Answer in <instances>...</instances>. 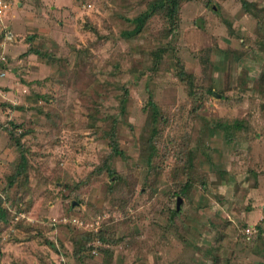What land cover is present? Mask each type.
<instances>
[{
    "label": "rangeland",
    "instance_id": "obj_1",
    "mask_svg": "<svg viewBox=\"0 0 264 264\" xmlns=\"http://www.w3.org/2000/svg\"><path fill=\"white\" fill-rule=\"evenodd\" d=\"M151 1L0 21V264H264V0H185L134 34Z\"/></svg>",
    "mask_w": 264,
    "mask_h": 264
},
{
    "label": "trees",
    "instance_id": "obj_2",
    "mask_svg": "<svg viewBox=\"0 0 264 264\" xmlns=\"http://www.w3.org/2000/svg\"><path fill=\"white\" fill-rule=\"evenodd\" d=\"M185 0H152L149 4H148V8L145 12H143L142 14H140L136 19L131 20L132 24H135V28H134V34L140 33L143 29L144 24L147 23V21L158 14H161L166 20H168L169 24L170 22L173 23L174 19H177L178 16V12H179V8L182 2H184ZM247 8L250 6L248 4H246L245 2L243 3V8L244 10H246L245 8ZM134 21V23H133ZM175 22V21H174ZM171 27H174L173 25H171ZM30 52V50L28 51V53ZM33 53V52H32ZM181 66V70L179 75L181 77H185L186 73L183 69V66L181 64H179ZM148 112H149V118H150V125H151V136L149 139V145L150 149H151V155L152 152L154 150V147L152 145V139L155 138V136L157 135V130L156 127L154 126V124L157 123V115H158V108L156 107V105L151 102V100L148 102ZM109 141L110 144L109 146H111V151H112V156L115 157L116 154H119V152H117V142L115 139V134L114 131H110L109 133ZM14 144L15 146L19 149V162L16 166L15 171L13 172V174H11L8 177V186L12 187L13 184H15L17 181V177H20L22 174L25 173L26 171V164H27V159L25 157L24 151H23V146L21 144V142L19 141V139L14 138ZM150 161H148L149 163ZM105 168V171L112 176L113 175V171L111 170V168L108 166L107 163H103V167ZM102 168H99L98 171H101ZM187 192V186L185 188H182L180 190V194H182L183 196H185ZM6 212L2 206V200L0 198V220L4 221L6 219Z\"/></svg>",
    "mask_w": 264,
    "mask_h": 264
},
{
    "label": "built area",
    "instance_id": "obj_3",
    "mask_svg": "<svg viewBox=\"0 0 264 264\" xmlns=\"http://www.w3.org/2000/svg\"><path fill=\"white\" fill-rule=\"evenodd\" d=\"M11 2L9 0H0V21H2L3 16L10 10ZM246 233L249 234L250 230L247 229ZM251 234V233H250Z\"/></svg>",
    "mask_w": 264,
    "mask_h": 264
},
{
    "label": "crops",
    "instance_id": "obj_4",
    "mask_svg": "<svg viewBox=\"0 0 264 264\" xmlns=\"http://www.w3.org/2000/svg\"><path fill=\"white\" fill-rule=\"evenodd\" d=\"M10 2H11V3H10V4H11L10 9H13L12 6H13V3H14V2H13V0H12V1L10 0ZM4 18H5V17H3L2 21H1V25H4V24H3V23L5 22ZM3 28H4V27H3ZM9 40H10V38H9ZM31 54H33V53H31ZM34 54H35V53H34ZM0 69H1V68H0ZM249 230H250V233H251V234H250V233L247 234L246 236H248V237H249L250 235L253 234V228L250 227Z\"/></svg>",
    "mask_w": 264,
    "mask_h": 264
},
{
    "label": "water",
    "instance_id": "obj_5",
    "mask_svg": "<svg viewBox=\"0 0 264 264\" xmlns=\"http://www.w3.org/2000/svg\"><path fill=\"white\" fill-rule=\"evenodd\" d=\"M182 199L180 197L177 198V202H176V212L180 211V205H181Z\"/></svg>",
    "mask_w": 264,
    "mask_h": 264
}]
</instances>
